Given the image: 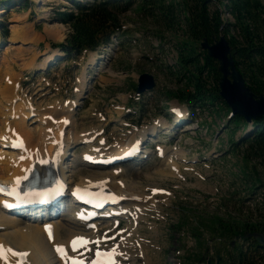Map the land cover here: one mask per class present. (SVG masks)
I'll return each mask as SVG.
<instances>
[{
  "label": "rangeland",
  "instance_id": "1",
  "mask_svg": "<svg viewBox=\"0 0 264 264\" xmlns=\"http://www.w3.org/2000/svg\"><path fill=\"white\" fill-rule=\"evenodd\" d=\"M69 5V0H9L7 6L0 5V85H12L0 95L15 92L45 111L76 100L77 129L103 130L109 143L132 130L137 136L145 132L140 155L147 152L140 160L123 162V172L116 178L131 183L155 204L142 210L144 218L138 222L130 216L114 228L101 229L108 236L103 243L119 247L122 241L126 248L130 244L123 264H200L211 241V248H223L209 227L215 217L236 216L243 210L264 216L263 195L253 194L264 185V163L259 159L245 162L241 146L232 150L228 139L233 132L222 130L228 113L222 106L192 112L164 94L178 86L166 71L176 62L175 38L170 31L156 29L151 14L131 7L120 16L123 30L130 34L118 45L67 58L53 44L64 41L69 31L55 11ZM145 72L155 77L156 86L150 93L139 94L138 77ZM37 124L30 123L33 129ZM240 134L237 130L235 138ZM84 147L75 143L69 150L75 179L98 171L81 162ZM161 147L183 152L184 156L175 157L180 174H172L166 166ZM134 229L136 233L131 232Z\"/></svg>",
  "mask_w": 264,
  "mask_h": 264
},
{
  "label": "trees",
  "instance_id": "2",
  "mask_svg": "<svg viewBox=\"0 0 264 264\" xmlns=\"http://www.w3.org/2000/svg\"><path fill=\"white\" fill-rule=\"evenodd\" d=\"M8 1L0 0V5L7 6ZM69 1L71 5L55 11L58 20L69 26L68 34L64 41L53 46L62 49L68 57L80 56L83 50H96L123 27L120 16L131 7L138 6L151 14L158 24L156 29L170 31L175 38L176 62L171 67L167 66L166 71L175 78L178 86L164 94L184 103L192 112L196 108L217 105V109H222V106L228 111L222 130L233 132L228 139L232 150L241 146L240 156L245 162L259 159L264 163V116L255 118L251 124L241 115L230 116L231 110L218 92V78L221 76L218 61L200 46L202 39L213 42L224 34L232 46L235 65L250 90L256 95H264L263 0ZM22 4L27 6V3ZM4 32L7 34V30ZM239 129L244 132L235 138ZM245 212L215 217L209 227L215 239L229 245L235 264H264L262 248L255 246L254 238L249 236L251 232L264 233V216L257 217L252 210ZM239 237L248 242L246 250L240 243L232 246V241Z\"/></svg>",
  "mask_w": 264,
  "mask_h": 264
},
{
  "label": "bare ground",
  "instance_id": "3",
  "mask_svg": "<svg viewBox=\"0 0 264 264\" xmlns=\"http://www.w3.org/2000/svg\"><path fill=\"white\" fill-rule=\"evenodd\" d=\"M7 84L8 82L3 87L0 85V94L4 88H12L11 83ZM76 103V100H68L65 104L63 103L65 107L61 106L60 108L54 105L48 107V112L45 111V108L43 110L35 109L33 105H30L15 92L12 95H0V182L16 184L34 169L44 170L46 163L55 162L56 171L65 184L64 193L66 196L68 193L73 194L72 190L76 187L113 194L114 197H120L122 200L115 204L111 202L103 212L121 209L125 212L122 217L131 215L136 222L138 219L142 220L144 218L143 211L149 209L151 205L153 206L155 200L148 195L140 194L135 187L131 186V183L116 178L123 172L122 167L115 166V164L111 166L94 164L99 166L98 171L79 175V178L75 179V166L71 163L69 150L75 143L82 142L86 147L80 154L81 158H84V155H90L97 161L123 155L144 143L143 134L137 136L132 130L120 140L109 143L108 138L102 135L103 130L97 129L96 133L91 129L78 130L74 119L75 110H73ZM28 118H32L30 123H39L35 126L36 130L32 128ZM163 124L164 122H162ZM17 142H21L20 146L17 149L12 148ZM160 149L161 156H165L166 166L174 171L171 173L180 174L175 157L184 156L183 152L165 147ZM180 159L186 160L182 157ZM3 199L5 198L0 195V203ZM70 199L72 198L70 197ZM67 201L71 206V200ZM76 209L66 210L58 216L52 215L50 219L42 222H34L26 219L21 220L13 213L3 210L0 204V243L4 246L3 253L0 254V264H12L13 262L18 264H66L67 260L56 251L55 245H63L67 255L74 252L81 254V249L72 250L71 243L73 237L80 234H85L91 241L92 238H100L99 244L108 248L107 243L102 242V238H107V235L99 234V227L108 225V219L112 218L117 221V218L110 217L104 220L98 218L93 221L92 225H88L79 219ZM47 224H50L52 228L51 239L45 230ZM93 225L95 227H92ZM131 232H135V229ZM129 243V240L125 242V244ZM114 247L117 251L116 264H123V260L127 256L126 253L128 254L126 250L130 244L126 248V245L121 241L118 248L117 245ZM88 248L87 245L84 256L87 254ZM9 249L13 251H9ZM14 252H24L27 255H15Z\"/></svg>",
  "mask_w": 264,
  "mask_h": 264
},
{
  "label": "water",
  "instance_id": "4",
  "mask_svg": "<svg viewBox=\"0 0 264 264\" xmlns=\"http://www.w3.org/2000/svg\"><path fill=\"white\" fill-rule=\"evenodd\" d=\"M227 37L222 34L219 38L209 42L202 39L200 46L207 50L206 53L218 61L219 94L231 109V115L237 114L251 123L260 115L264 116V95H256L247 85L243 74L235 65L232 55V46ZM155 78L150 73H141L138 77L137 90L142 92L155 86ZM259 245L264 246V233L252 232ZM221 258L217 254V260Z\"/></svg>",
  "mask_w": 264,
  "mask_h": 264
},
{
  "label": "snow or ice",
  "instance_id": "5",
  "mask_svg": "<svg viewBox=\"0 0 264 264\" xmlns=\"http://www.w3.org/2000/svg\"><path fill=\"white\" fill-rule=\"evenodd\" d=\"M174 111H176L174 109ZM90 158V157H89ZM21 159H23V157H21ZM43 162V161H42ZM4 188L3 186H0V192H3ZM153 191H157V189H153ZM80 189L76 190V195H79ZM11 194V193H9ZM80 215V218L83 219V214H78ZM92 227H95L94 225ZM45 230L48 232L49 235V239L52 238V228L51 225H45ZM72 250L75 251V249L80 246H86L88 243H90V241L83 236H77V237H73L72 241ZM96 244L100 243V238H98L95 241ZM56 251L62 256L64 257L66 260H71L72 264H82L81 261H78L75 257H69L67 256V253L65 252L63 245H55ZM4 250V246L0 245V254L3 253ZM9 251H13L11 249H9ZM15 255H27V253H16L14 252ZM96 259L92 262V264H116V261L114 259V257L117 255V251L116 248L113 247L111 250L109 251H100L99 249L96 250ZM101 257H105L106 259H100Z\"/></svg>",
  "mask_w": 264,
  "mask_h": 264
}]
</instances>
